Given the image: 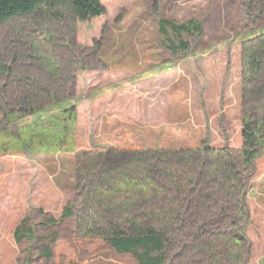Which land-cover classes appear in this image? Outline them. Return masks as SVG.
<instances>
[{
  "label": "rangeland",
  "instance_id": "374dc122",
  "mask_svg": "<svg viewBox=\"0 0 264 264\" xmlns=\"http://www.w3.org/2000/svg\"><path fill=\"white\" fill-rule=\"evenodd\" d=\"M100 1L105 15L87 22L0 27V94L49 91L73 113L65 135L54 115L6 123L0 114V264H24L26 249L32 264H138L100 234L170 215L199 223L197 211L222 194L243 204L241 242L227 239L228 226L206 243L233 250L229 264H264V148L250 170L241 166L243 116L264 124V71L244 82L241 64L243 46L264 34V15L250 12L256 0ZM161 20L193 21L200 33L181 34L189 48L174 51ZM229 165L242 197L223 180ZM66 208L72 216L61 219ZM28 215L37 240L17 245L13 231ZM45 217L56 225L42 227ZM197 246L185 257L210 264Z\"/></svg>",
  "mask_w": 264,
  "mask_h": 264
},
{
  "label": "trees",
  "instance_id": "16d2710c",
  "mask_svg": "<svg viewBox=\"0 0 264 264\" xmlns=\"http://www.w3.org/2000/svg\"><path fill=\"white\" fill-rule=\"evenodd\" d=\"M253 5L251 13L257 12L264 15V0H256ZM105 13L106 10L100 0H0V27L14 19H28L44 26L50 22L62 23L66 20L82 23L99 18ZM166 27H170L173 35L178 40L177 49L173 46L171 47L174 51L185 52L189 48V43L180 39L181 34L200 33V27L193 21H188L183 25H175L161 20L159 29L162 33L165 32ZM241 64L244 82L247 81V77L252 80L257 79L260 72L264 71V34L259 35L252 39L248 45L243 46ZM2 71L0 66V73ZM69 104V99L57 101L55 95L49 91L44 92L41 99L32 92L22 94L21 98L3 93V91L0 94V114L4 116L6 123L13 119H21L28 116L44 117L46 115H54L51 121H54L55 124L56 122L60 123L58 127H60L63 135H65L64 133L67 129L64 123L73 121V113L69 108ZM241 126V138L243 141L241 166L243 170H250L253 161L262 154V149L264 148V124L255 121L251 114H245L241 120ZM56 146L59 148L58 145ZM228 167L223 180L232 185L239 184L236 192L229 191V193L234 196L237 194H239V197L244 196V181L241 173L235 168V165L232 168L230 165ZM210 201L213 202V205L200 208L197 211L196 214L200 218L199 223L190 224L191 218L187 217L181 218L180 221H178L180 218L176 217L177 219L175 218L174 220L176 221L174 222L173 217L170 215L158 227L146 226V224L141 226L134 225L127 233L112 230L110 233L100 235L117 252L133 255L138 264H194L195 261L188 260L184 253L189 251L191 246L193 250V255L191 256H196L198 243H200V247L204 251L206 250V252L210 253V264H229L230 258L233 259V250L224 249L223 247L215 248L212 243H206V238L212 232L211 230L217 231L211 236V239H213L219 232L226 235L227 227L231 226V229H233L234 226L236 230H230L227 239L239 244L241 242L239 233L242 231L238 222L240 221V216H242L239 209L243 208V204L236 206L232 200H226L223 194L219 195L218 199H211ZM71 216L72 212L69 208H66L62 213L61 219ZM56 222L50 217H45L41 219L40 225L48 229L56 225ZM194 226L198 228L197 234L192 231ZM176 227H178L175 229L177 233L174 231L171 233L172 229ZM201 234L202 237H200ZM174 235L177 240L174 239ZM198 238L199 242L197 243ZM13 239L17 245L31 244L37 240L36 231L29 215L23 218L16 226L13 231ZM180 245V249L183 252L171 255L170 251H173L175 247L179 248ZM211 249L215 250L211 251ZM24 254L26 256L24 264H32L30 250L26 249ZM43 254L47 259L51 257L49 249H45ZM181 256L185 258L182 259L183 257Z\"/></svg>",
  "mask_w": 264,
  "mask_h": 264
}]
</instances>
